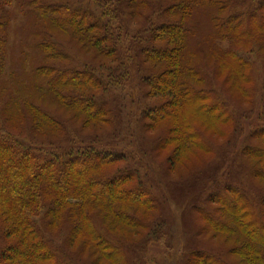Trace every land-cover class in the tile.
<instances>
[{"label":"trees","instance_id":"obj_1","mask_svg":"<svg viewBox=\"0 0 264 264\" xmlns=\"http://www.w3.org/2000/svg\"><path fill=\"white\" fill-rule=\"evenodd\" d=\"M249 1L253 6L247 8ZM27 7L33 20L32 65L27 77L12 83L3 75L8 22L0 16V264H128L130 245L153 227L158 200L137 172L121 166L89 175L124 159L102 150L60 149L58 143L72 133L66 120L74 121L78 131L108 133L115 113L105 97L127 82L129 70L118 68L132 60L149 103L140 125L154 131L155 123L171 119L169 128L155 134L152 149L166 145L171 131L180 140L172 161L195 148L214 155L219 144L186 132L177 112L187 99H204L207 115L217 114L226 129L230 121L238 122L240 112L253 110L258 99L264 111V14L258 13L264 11V0H27ZM125 10L135 32L124 29ZM166 13L172 18L166 19ZM250 25L257 26L260 42L235 46L254 37ZM75 47L86 60L70 64ZM230 55L239 71L228 75L225 85L255 79L252 95L240 87L247 107H233L221 97L226 91L217 79ZM7 122L29 133L28 146ZM210 131L226 138L227 145L233 139L218 127ZM248 139L254 144L247 142L239 151L241 169L264 179V124ZM202 205L195 211L209 223L202 227L203 236L211 234L216 242L227 232L235 246L214 248V255L191 251L186 264H264V185H224ZM223 208L228 213L220 214ZM232 255L243 259L231 260Z\"/></svg>","mask_w":264,"mask_h":264},{"label":"rangeland","instance_id":"obj_2","mask_svg":"<svg viewBox=\"0 0 264 264\" xmlns=\"http://www.w3.org/2000/svg\"><path fill=\"white\" fill-rule=\"evenodd\" d=\"M71 1L85 2V0ZM257 1L255 0V2ZM112 5L118 6V3L114 1ZM249 5L252 7L253 2L249 1L246 7L248 8ZM119 10H117L118 13ZM124 13L123 17L126 19L122 21L124 22V29L135 32L137 28L131 25L134 21L128 16L129 11L125 10L123 11ZM202 13L206 14L205 8H203ZM258 13L264 14V11L259 10ZM30 14L27 0H0V16H3L4 20L8 22L5 34L6 42L4 44L5 62L3 75L5 81L9 83H12L11 81L16 79V77H27L26 73L32 65L31 55L34 37L32 31L33 20ZM169 14L166 13L164 17L171 19L172 17ZM200 18L202 17L200 16ZM244 21V25L249 24V19H244ZM144 25L146 24L143 23L142 27ZM250 27L253 30L254 37H244L235 46L247 47L251 42H260L257 26L250 25ZM225 43L228 44L227 41ZM128 46H132V43L128 44ZM255 50L256 56L260 60L261 57L257 53V47H255ZM70 52L72 53L70 64L75 61L86 60L76 47ZM262 55H264V51ZM251 59H254V57L251 56ZM134 62L128 60L127 66L123 67L124 69L118 68L120 73L124 70H129L130 75H128V78L125 77L128 80L121 84L118 91L105 97L107 104L115 113V121L111 124L110 131L108 133H94L84 129L78 131L77 124L67 119L65 127L72 133L70 138L61 140L58 143L60 145L59 148L65 150L71 148L75 151L93 150L94 152L102 150L122 155L120 159H124V162L101 166L90 171L89 175L110 173L116 169V166H121L123 170L137 172L142 183L157 198L158 207L157 211H155L153 227L140 242L137 241L130 245V249H128V264H186L189 258L185 260V256L191 251L205 250L206 253L214 255L212 253L214 248L224 249L235 246L227 232L221 234L222 239L219 238L216 242L211 234L203 236L202 227L208 228L209 223L206 219H201L195 208L203 206L205 198L217 188L222 189L224 185L242 183L245 187L250 188V181L255 187L264 185L263 178L246 176L245 170L241 169L243 159H240L238 154L245 143L248 142V145L254 144L253 140L249 141L248 136L254 128L264 124V111L261 110L260 100H257L258 105L253 110L247 109L245 113L240 112L238 122L236 120L234 124V121H230L228 123L229 126L225 129L226 126H223L222 122L216 118L217 114L207 115V110L204 108V103L206 102L204 99H196L192 102L187 99L188 103L185 102L177 112L179 119L186 128V132H196L195 136L197 137L201 133L210 137L213 143L219 144V151L214 155L206 154L204 156L199 149L195 148L188 152L183 151L179 159L172 161L170 158L174 155L180 140L174 137L170 130L167 132L170 131L171 140L166 145H162V148H159L160 150L154 151L152 149V142L154 137H156L155 134L161 132L162 129L169 128L171 119L167 118L163 123H155L154 131L144 130L139 123V120H141L140 113L149 106V103L148 99L144 97L145 88L143 87L144 83L140 79L141 75L134 69L132 70L133 66H135ZM263 63L264 61H262V65ZM238 71L239 64L237 61L231 55L227 56L217 79L218 83L226 91L221 94V97L232 104L231 106L233 107H235V104L241 106L242 101L248 103L247 99L240 93V87L248 89L251 95L256 90L254 78L248 81L245 79L231 80L230 82L232 83L230 85H225V81H228L225 80L226 77ZM106 75L108 74L106 73ZM149 101L152 102V100ZM244 103L242 106L247 107L248 105ZM1 113L0 109V115ZM6 119L3 116V120ZM7 124L12 132L28 146L30 143L29 133L25 132L26 130L24 131L21 125L18 128L14 127L13 123L7 122ZM211 127H218L222 131L225 130L227 135L232 136L233 139L227 145L226 138L212 136ZM43 135L40 137L46 138ZM48 139L51 138L49 137ZM197 142L200 143L201 140L197 139ZM193 154L198 155L199 161L196 160L197 158ZM190 158H193V164H188L187 160ZM257 158H254L252 162H257L259 160ZM6 173L10 175L13 171ZM210 207V209L213 208V206ZM221 213L226 214L228 211L223 208L220 210ZM11 224L8 223V225ZM199 228L200 230H198ZM124 230L126 234L128 233V236L134 237L129 234V229L125 228ZM12 239L16 238L12 237ZM76 246H78L77 243ZM88 251L85 253L87 254ZM83 257L87 259L86 255ZM230 259L242 260L243 258L232 255ZM108 263L109 260H103L101 264Z\"/></svg>","mask_w":264,"mask_h":264}]
</instances>
